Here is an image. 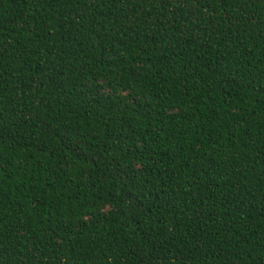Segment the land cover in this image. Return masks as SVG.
Returning a JSON list of instances; mask_svg holds the SVG:
<instances>
[{
	"label": "trees",
	"instance_id": "16d2710c",
	"mask_svg": "<svg viewBox=\"0 0 264 264\" xmlns=\"http://www.w3.org/2000/svg\"><path fill=\"white\" fill-rule=\"evenodd\" d=\"M0 264H264V0H0Z\"/></svg>",
	"mask_w": 264,
	"mask_h": 264
}]
</instances>
